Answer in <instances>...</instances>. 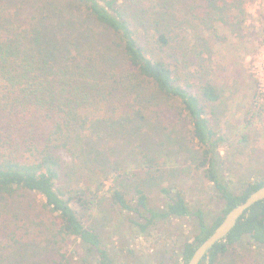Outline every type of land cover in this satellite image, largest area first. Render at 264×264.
Listing matches in <instances>:
<instances>
[{
    "label": "trees",
    "instance_id": "obj_1",
    "mask_svg": "<svg viewBox=\"0 0 264 264\" xmlns=\"http://www.w3.org/2000/svg\"><path fill=\"white\" fill-rule=\"evenodd\" d=\"M244 2L0 0V264H78L75 255L81 264H113L90 220L102 208L127 213L140 232L172 217L193 219L181 261L171 262L187 264L224 215L264 185L257 164L260 177L234 183L224 175L223 137L212 120L222 88L208 61L188 54L208 39L239 51L248 36ZM172 141L221 203L211 222L164 177ZM122 156L134 162L132 173L116 172L129 170L127 160L110 166ZM110 175L117 184L106 185ZM151 189L165 195L159 209L149 205ZM223 257L264 264V199L198 264Z\"/></svg>",
    "mask_w": 264,
    "mask_h": 264
},
{
    "label": "rangeland",
    "instance_id": "obj_2",
    "mask_svg": "<svg viewBox=\"0 0 264 264\" xmlns=\"http://www.w3.org/2000/svg\"><path fill=\"white\" fill-rule=\"evenodd\" d=\"M244 1L243 6L247 15L243 25L246 28L249 37L247 41L250 44H247L246 47L243 46L235 56H229L226 53L222 54V52H226L224 46H222L223 49H217V44L214 45L212 39H208L204 45L190 46L188 53L208 61L207 64L210 66L215 83L222 88L220 101L213 104L212 120L218 133L217 136L223 137L218 143L222 161L221 169L227 179L234 183L245 179L248 175L260 177L263 174L262 171L258 172L260 166L264 170V90L261 91V98L253 101L255 85L262 84L264 87V40H262L264 0ZM221 32L219 29L217 33L222 34ZM184 34L181 33L175 39L176 42H172V44L177 45L184 38ZM207 36L211 37L210 34ZM168 51L169 49L163 50L161 55L167 58L170 53ZM201 51L202 53H200ZM244 54L247 55L246 58H244ZM190 55L188 56L190 57ZM191 72L192 68L188 72V76ZM178 133V131H173L171 137L176 138L179 142L181 137L178 136ZM186 138L182 139L188 143ZM172 142L173 144L167 149L169 156L166 161L167 168L164 177L170 180L174 192L179 191L189 206L202 208L207 222H211L220 211L221 203L215 198L211 183L195 169L186 153L182 152L178 142ZM188 144L183 146L187 147ZM110 160L111 167L116 166L115 161L117 160H127V164L129 160L131 161L128 156L124 159L123 156L112 157ZM255 164L258 165V169H255ZM133 165L134 162H130L128 169ZM133 170L134 168L128 171H125V168H120L116 172L130 174ZM119 180V177L115 181L112 180V175H110L105 179V182L106 185L113 182L117 184ZM122 183L127 189L132 182L123 179ZM148 196L151 207L159 209L163 206L165 195L162 192L151 189ZM31 197L39 198L34 194ZM93 212L90 220L93 222L95 220V225L108 249L113 264H171L172 261L179 262L181 261L180 244L186 237L192 238L194 232V220L191 218L172 217L160 220L140 232L127 221V213L118 208L106 209V211L102 208ZM74 245L80 250L77 241ZM5 251L6 249L2 250L3 253ZM226 259L227 257H223L219 264H226ZM74 260L81 264L76 255Z\"/></svg>",
    "mask_w": 264,
    "mask_h": 264
},
{
    "label": "water",
    "instance_id": "obj_3",
    "mask_svg": "<svg viewBox=\"0 0 264 264\" xmlns=\"http://www.w3.org/2000/svg\"><path fill=\"white\" fill-rule=\"evenodd\" d=\"M264 199V185L251 192L246 199L231 208L212 233L194 250L187 264H198L216 242L222 240L235 226L239 217L255 202Z\"/></svg>",
    "mask_w": 264,
    "mask_h": 264
},
{
    "label": "crops",
    "instance_id": "obj_4",
    "mask_svg": "<svg viewBox=\"0 0 264 264\" xmlns=\"http://www.w3.org/2000/svg\"><path fill=\"white\" fill-rule=\"evenodd\" d=\"M243 29H244L243 32L247 33V32H246V28L244 27ZM248 38H249V37L246 36V42H245V44H244L245 47H246L247 44H250V43L247 41ZM221 48H222V47H221ZM222 49H223V48H222ZM225 53L228 54L229 56H235L237 53H239V51H238L237 49H233V48H231V49L226 50V52H222V54H225ZM246 56H247V55L244 54V58H246ZM242 83L244 84V82H242ZM244 85H245V84H244Z\"/></svg>",
    "mask_w": 264,
    "mask_h": 264
},
{
    "label": "built area",
    "instance_id": "obj_5",
    "mask_svg": "<svg viewBox=\"0 0 264 264\" xmlns=\"http://www.w3.org/2000/svg\"><path fill=\"white\" fill-rule=\"evenodd\" d=\"M257 87H258L257 91H258L260 94H262L261 91L264 90V87L262 86V84H257Z\"/></svg>",
    "mask_w": 264,
    "mask_h": 264
}]
</instances>
